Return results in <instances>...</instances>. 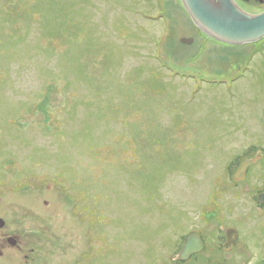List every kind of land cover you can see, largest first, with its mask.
Here are the masks:
<instances>
[{
	"label": "rangeland",
	"instance_id": "1",
	"mask_svg": "<svg viewBox=\"0 0 264 264\" xmlns=\"http://www.w3.org/2000/svg\"><path fill=\"white\" fill-rule=\"evenodd\" d=\"M262 181L264 38L211 40L178 0H0V264H161L211 206L264 259Z\"/></svg>",
	"mask_w": 264,
	"mask_h": 264
},
{
	"label": "water",
	"instance_id": "2",
	"mask_svg": "<svg viewBox=\"0 0 264 264\" xmlns=\"http://www.w3.org/2000/svg\"><path fill=\"white\" fill-rule=\"evenodd\" d=\"M181 6L187 14L193 26L204 36L229 46H243L258 42L264 38V11L257 14H249L242 10L234 0H180ZM183 45H191L193 39H180ZM253 160L240 163L234 179L240 178ZM258 204H264V193L257 196ZM4 227V221L0 219V229ZM233 229L226 231L227 242ZM10 246L15 244L12 238L8 239ZM200 238L190 234L177 255V259L183 260L189 255L202 250Z\"/></svg>",
	"mask_w": 264,
	"mask_h": 264
},
{
	"label": "flooded vegetation",
	"instance_id": "3",
	"mask_svg": "<svg viewBox=\"0 0 264 264\" xmlns=\"http://www.w3.org/2000/svg\"><path fill=\"white\" fill-rule=\"evenodd\" d=\"M255 165L256 164L253 162L249 164L246 171L244 172V180L246 179V177L247 179L249 178V175ZM262 182L264 186V181ZM251 191V198H253L254 203H256L260 208L264 209V204H258L256 200L259 194L264 193L263 187L259 186L258 188ZM221 217V225L217 226L215 222L211 225L207 224V226L209 227V230L207 229L209 231V235H204V233H202L200 230H194L193 232H190L186 237H183L177 245L173 246V251H171L172 256L170 260H163L161 264H264V259L261 258L262 255H260L261 249H259V247H256L257 245L253 247V249H249L248 247L251 246L250 244L239 241L240 239H242V237H240V232L238 231V229L236 227H233V225H226L223 211H221ZM3 229L4 227L0 229V232ZM228 229H233L234 233H231L230 235V242L226 243V231ZM190 234H195L200 238L202 243V250L198 253L189 255L183 260H179L177 259V255L179 254L185 239ZM9 238H12L14 240L15 244L13 246H10V244L8 243ZM17 241V237L13 235H0V255L2 254L4 249H6L4 244H7L10 247L14 248L17 245Z\"/></svg>",
	"mask_w": 264,
	"mask_h": 264
},
{
	"label": "trees",
	"instance_id": "4",
	"mask_svg": "<svg viewBox=\"0 0 264 264\" xmlns=\"http://www.w3.org/2000/svg\"><path fill=\"white\" fill-rule=\"evenodd\" d=\"M179 1V0H178ZM236 1V0H235ZM180 3V1H179ZM181 5V4H180ZM189 19V18H188ZM190 21V20H189ZM249 150H247V152L243 153V157L240 159V157L236 156L232 161L233 166H238L239 163L245 159H250L252 158L256 151H258V149L255 146H252L250 148H248ZM260 150V149H259ZM236 169V168H235ZM235 171V170H234ZM264 189V186H263ZM222 211V210H221ZM221 211H219L217 209V207H212L211 208H207V210H203V215H202V220L208 224H214V222L217 224V226L221 225L222 223V217H221Z\"/></svg>",
	"mask_w": 264,
	"mask_h": 264
}]
</instances>
